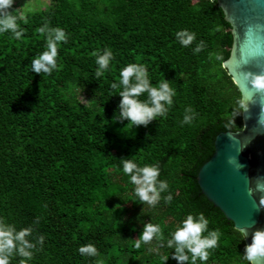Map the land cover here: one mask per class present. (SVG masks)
I'll list each match as a JSON object with an SVG mask.
<instances>
[{
	"label": "trees",
	"instance_id": "trees-1",
	"mask_svg": "<svg viewBox=\"0 0 264 264\" xmlns=\"http://www.w3.org/2000/svg\"><path fill=\"white\" fill-rule=\"evenodd\" d=\"M0 14L15 16L20 33H0V224L29 229L32 245L30 257L14 246L8 264H177L167 241L187 213H202L206 231L219 233L195 264H248L244 236L197 182L217 136L243 129L241 93L223 67L233 37L218 3L49 0L23 14L11 0ZM56 27L65 34L56 67L32 71ZM181 29L194 33L187 46L175 38ZM105 49L112 57L97 76L95 56ZM128 63L143 64L153 86L164 80L173 89L165 113L146 125L118 118L119 70ZM126 160L158 166L168 187L155 205L135 197ZM148 223L159 235L135 247ZM85 244L96 254L79 253Z\"/></svg>",
	"mask_w": 264,
	"mask_h": 264
},
{
	"label": "clouds",
	"instance_id": "clouds-1",
	"mask_svg": "<svg viewBox=\"0 0 264 264\" xmlns=\"http://www.w3.org/2000/svg\"><path fill=\"white\" fill-rule=\"evenodd\" d=\"M11 4V0H0V10L7 9ZM16 17L10 14H0V33L11 30L14 36L20 33L15 31L17 25ZM41 31V29H37ZM175 38L179 44L187 46L194 38V33L181 29L175 33ZM46 50L41 52L39 56L31 61V69L34 72L49 73L56 67L57 42L65 40L64 31L59 28H53L46 37ZM112 57L111 51L105 49L102 54H96L95 64L98 65L96 75L109 66ZM245 79L248 85L255 91H264V71L259 73H246ZM119 119H127L132 125H146L157 115H163L166 111L165 105L172 103L173 89L169 87L168 82L161 80L158 86L149 83V77L143 64L128 63L119 70ZM112 88H117V83H112ZM147 93L145 100L138 97L141 93ZM164 102V103H161ZM188 117H184V122L188 121ZM123 172L128 175V180L134 186L132 191L140 201L146 202L148 205H155L160 199V191L168 187L165 180H158L159 168L156 164H144L138 166L132 160L122 162ZM258 190H264V185H257ZM171 196H166L165 200H170ZM260 205L264 206V198L259 200ZM208 221L202 213L195 216L187 213L184 218L179 221L174 230L170 233L171 238L168 239V246L175 248L173 258L180 264L181 261L191 259L195 264L197 259L204 262L208 258V249L214 248L218 240V230H207ZM206 231V234L202 235ZM29 229L22 228L13 233L10 227L0 224V264H8V253L15 246L20 255L30 257L31 253L26 249L32 245L24 238L28 235ZM160 226L154 223L145 224L140 237L135 241V247H139L141 242H149L153 236H158ZM15 242V244H14ZM151 250V249H150ZM187 250V251H185ZM78 252L88 256L96 254V248L92 244L81 245ZM190 254V256H189ZM264 257V230H257L253 233L251 242L244 246L242 259L248 264ZM164 261L167 257L161 256ZM20 264H26L24 260Z\"/></svg>",
	"mask_w": 264,
	"mask_h": 264
},
{
	"label": "water",
	"instance_id": "water-1",
	"mask_svg": "<svg viewBox=\"0 0 264 264\" xmlns=\"http://www.w3.org/2000/svg\"><path fill=\"white\" fill-rule=\"evenodd\" d=\"M230 24V55L223 62L241 93L243 129L221 133L215 153L197 177L202 194L221 211L235 229L251 242L264 230V91H255L246 73L264 71V0H212ZM254 264H264V257Z\"/></svg>",
	"mask_w": 264,
	"mask_h": 264
},
{
	"label": "rangeland",
	"instance_id": "rangeland-1",
	"mask_svg": "<svg viewBox=\"0 0 264 264\" xmlns=\"http://www.w3.org/2000/svg\"><path fill=\"white\" fill-rule=\"evenodd\" d=\"M16 2L20 6L23 14L28 11L41 9L49 4V0H16ZM80 99L86 103L83 96H80Z\"/></svg>",
	"mask_w": 264,
	"mask_h": 264
}]
</instances>
